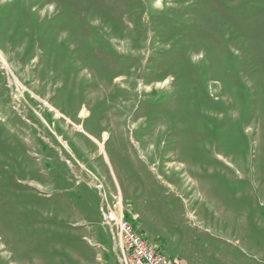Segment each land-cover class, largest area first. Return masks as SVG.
Wrapping results in <instances>:
<instances>
[{
  "label": "rangeland",
  "instance_id": "374dc122",
  "mask_svg": "<svg viewBox=\"0 0 264 264\" xmlns=\"http://www.w3.org/2000/svg\"><path fill=\"white\" fill-rule=\"evenodd\" d=\"M264 264V0H0V264Z\"/></svg>",
  "mask_w": 264,
  "mask_h": 264
},
{
  "label": "built area",
  "instance_id": "2783aa9c",
  "mask_svg": "<svg viewBox=\"0 0 264 264\" xmlns=\"http://www.w3.org/2000/svg\"><path fill=\"white\" fill-rule=\"evenodd\" d=\"M118 246L120 264H175L165 257L155 245L146 241L124 217L122 210H109L104 216Z\"/></svg>",
  "mask_w": 264,
  "mask_h": 264
},
{
  "label": "crops",
  "instance_id": "0c3cea01",
  "mask_svg": "<svg viewBox=\"0 0 264 264\" xmlns=\"http://www.w3.org/2000/svg\"><path fill=\"white\" fill-rule=\"evenodd\" d=\"M137 230V229H136ZM138 231V230H137ZM155 245V244H153ZM157 247V249L160 251L161 250V247H158L157 245H155ZM161 252V251H160Z\"/></svg>",
  "mask_w": 264,
  "mask_h": 264
}]
</instances>
